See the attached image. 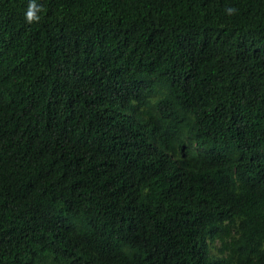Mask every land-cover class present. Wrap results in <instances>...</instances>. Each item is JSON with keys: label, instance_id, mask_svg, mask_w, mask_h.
I'll use <instances>...</instances> for the list:
<instances>
[{"label": "trees", "instance_id": "1", "mask_svg": "<svg viewBox=\"0 0 264 264\" xmlns=\"http://www.w3.org/2000/svg\"><path fill=\"white\" fill-rule=\"evenodd\" d=\"M0 264H264V0H0Z\"/></svg>", "mask_w": 264, "mask_h": 264}, {"label": "clouds", "instance_id": "2", "mask_svg": "<svg viewBox=\"0 0 264 264\" xmlns=\"http://www.w3.org/2000/svg\"><path fill=\"white\" fill-rule=\"evenodd\" d=\"M229 11H233V9H229ZM26 18L29 20V22H31V20L34 18L33 17V13L32 12H28L26 15Z\"/></svg>", "mask_w": 264, "mask_h": 264}, {"label": "bare ground", "instance_id": "3", "mask_svg": "<svg viewBox=\"0 0 264 264\" xmlns=\"http://www.w3.org/2000/svg\"><path fill=\"white\" fill-rule=\"evenodd\" d=\"M51 260V259H50ZM55 262V261H54Z\"/></svg>", "mask_w": 264, "mask_h": 264}]
</instances>
